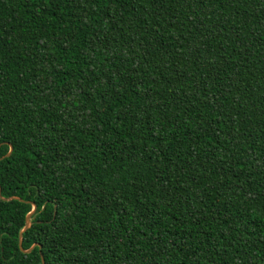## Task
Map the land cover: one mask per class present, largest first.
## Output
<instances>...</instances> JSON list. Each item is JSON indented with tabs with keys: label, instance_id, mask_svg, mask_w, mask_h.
Masks as SVG:
<instances>
[{
	"label": "trees",
	"instance_id": "obj_1",
	"mask_svg": "<svg viewBox=\"0 0 264 264\" xmlns=\"http://www.w3.org/2000/svg\"><path fill=\"white\" fill-rule=\"evenodd\" d=\"M10 146L0 264H264V0H0Z\"/></svg>",
	"mask_w": 264,
	"mask_h": 264
},
{
	"label": "water",
	"instance_id": "obj_2",
	"mask_svg": "<svg viewBox=\"0 0 264 264\" xmlns=\"http://www.w3.org/2000/svg\"><path fill=\"white\" fill-rule=\"evenodd\" d=\"M11 152H12V147L10 146L9 152L4 157L0 158V160L9 157L11 155ZM0 193H1V190H0ZM0 198H2L1 194H0ZM2 200H4V201H12V200H19V199L16 198V197H10V198H2ZM32 206L33 207H32L31 212H29L28 215L25 218L24 227H23V229L20 231V233L18 235V247H19L20 252H22L23 254H29L37 246V245H33L29 249H26V250L22 248V236H23V233H25L30 228V225H31L30 219H31V216L34 214V212L36 210V206L35 205H32ZM41 263L44 264V260H43L42 257H41Z\"/></svg>",
	"mask_w": 264,
	"mask_h": 264
}]
</instances>
